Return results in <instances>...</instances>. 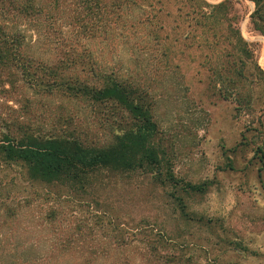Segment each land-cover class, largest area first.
Returning a JSON list of instances; mask_svg holds the SVG:
<instances>
[{"label":"rangeland","instance_id":"rangeland-1","mask_svg":"<svg viewBox=\"0 0 264 264\" xmlns=\"http://www.w3.org/2000/svg\"><path fill=\"white\" fill-rule=\"evenodd\" d=\"M231 1L264 71V36L250 24L254 4ZM104 9L60 2L43 17L53 22L48 37L69 56L84 58L85 76L91 77L93 66L105 68L151 90L156 140L180 183L171 186L143 171H105L91 187L79 189L25 182L17 166L0 164L2 183L13 182L0 198L18 212L4 228L27 229L26 241L34 244H66L72 247L67 256L97 264H264V84L250 82L252 108L236 112L210 83L207 53L179 41L183 28L173 43L178 72L165 79L161 51L145 42L142 26ZM100 110L86 100L27 87L16 63L0 66V135L66 134L104 143L112 135ZM203 181L202 193L183 185ZM172 194L181 198L182 209ZM22 196L29 206L21 207Z\"/></svg>","mask_w":264,"mask_h":264},{"label":"trees","instance_id":"trees-1","mask_svg":"<svg viewBox=\"0 0 264 264\" xmlns=\"http://www.w3.org/2000/svg\"><path fill=\"white\" fill-rule=\"evenodd\" d=\"M250 1L254 4L250 24L264 36V0ZM60 2H73L89 10L112 7L117 10V19L126 17L142 26L145 42L149 40L161 51L162 76L168 80L178 72L173 43L178 41L175 33L183 28L186 35L179 36V41L207 53L204 56L210 83L222 98L235 104L238 113L252 108L254 92L250 82L264 84L256 49L242 36L240 17L231 0H0V66L7 69L16 63L24 85L38 92L60 93L101 107L103 121L112 135L107 142L93 143L75 135L25 132L16 138L2 132L0 164L17 166L22 181L86 189L105 171H143L171 186L180 183L156 140L159 131L151 90L117 72L105 68L95 71L94 62L91 77L85 76L80 68L84 58L69 56V50L48 37L53 22L43 17L57 10ZM168 17L169 24L165 20ZM49 51L64 55L49 56ZM12 183H2L0 179V197ZM183 185L192 192L202 193L207 188L205 181ZM172 197L182 209L181 198L174 194ZM6 199L0 198V264H97L90 257L67 256L72 247L66 244H34L26 241L27 229L4 228V223L18 216ZM26 199L22 196L21 207L30 205Z\"/></svg>","mask_w":264,"mask_h":264}]
</instances>
